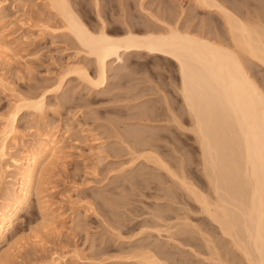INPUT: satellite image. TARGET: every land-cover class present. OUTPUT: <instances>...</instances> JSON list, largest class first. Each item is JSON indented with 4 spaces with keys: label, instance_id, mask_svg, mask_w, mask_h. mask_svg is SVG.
Segmentation results:
<instances>
[{
    "label": "rangeland",
    "instance_id": "rangeland-1",
    "mask_svg": "<svg viewBox=\"0 0 264 264\" xmlns=\"http://www.w3.org/2000/svg\"><path fill=\"white\" fill-rule=\"evenodd\" d=\"M0 1V31L3 46H8L6 59L0 58V126L16 95L42 93L44 113L22 108L15 122L17 132L28 145L53 132L62 152L18 212L23 216L17 227L22 237L17 235L20 242L14 238L18 245L6 254L8 264L9 260L10 264H48L57 253L65 255L60 264H141L134 256L146 253L168 264H248L232 238L178 183L177 178H183L217 201L191 133L192 119L181 97L176 65L160 55L122 53L121 61L108 65L106 87L94 90L67 69L80 65L95 73L91 58L79 53L72 38L53 29L61 25L44 9V0ZM194 1L71 3L91 28L104 20L108 33L115 36L124 34L127 25L161 32L177 24L180 30L230 44L220 13ZM218 2L243 21L264 28V0ZM244 62L264 91V67L254 60ZM61 75L62 88L56 81ZM143 151L151 155L149 159ZM135 153L144 156L137 158ZM153 154L166 162L164 167L153 163ZM169 172L178 174L176 180Z\"/></svg>",
    "mask_w": 264,
    "mask_h": 264
},
{
    "label": "bare ground",
    "instance_id": "bare-ground-1",
    "mask_svg": "<svg viewBox=\"0 0 264 264\" xmlns=\"http://www.w3.org/2000/svg\"><path fill=\"white\" fill-rule=\"evenodd\" d=\"M71 1L44 0L42 3L44 9H48L47 13L54 16L61 25L58 26L61 29L52 26L53 29L62 30V33L69 35L83 51L79 53L91 58L95 68L94 76L82 64V67L68 66L67 69L74 74L77 73L78 77L85 84L94 87V90L105 86L109 63L121 61L122 53L128 55L142 52L160 55L176 65L180 78L181 97L193 124L192 132L188 130L197 138L206 172L205 178L209 179L217 201L213 202L214 199L211 201V197L208 198L183 180L182 176V179L177 178V173L169 172V174L175 180L177 178L179 185L193 197L199 209L218 225L219 230L225 236L232 238L234 247L240 250L248 264H264V91L259 87L260 83L258 85V82L252 78V73H249L250 70L244 62V60H254L264 67V28L243 21L218 0H195L194 2L203 8L216 9L220 13L230 35V44L180 30L176 27L177 24L175 26L172 24L173 26H168L161 32L139 30L127 25L124 34L115 36L111 32L108 33L104 20H101L100 25L94 29L87 25L77 14ZM0 15L1 21L3 15ZM44 25V29L49 27L45 23ZM3 37L0 31V41H2L0 58L6 59L8 46L5 47L6 42L3 46ZM63 76L56 78L57 87H61ZM15 97L6 110L7 114H4L6 116L0 126V264H8L6 254L10 253L9 249L13 248L17 242L15 240L20 235L17 227L23 222V216H18V212L20 213L27 204L32 189L41 183L43 176L49 171L48 167H51L50 164L59 161L62 154L60 141L53 132L37 136L29 143L31 148L28 147L27 141L23 140V134L17 132L15 122L22 108L41 114L45 110V96L41 93L38 97L17 95ZM17 152H20V155ZM135 154L137 158L140 155ZM154 155L152 161L158 164V167L166 163H162L160 158L157 159ZM39 204L43 208L45 202L41 201ZM64 256L58 253L51 255L48 261L51 263L48 264H60ZM134 258L141 264H168L150 253L137 254Z\"/></svg>",
    "mask_w": 264,
    "mask_h": 264
}]
</instances>
